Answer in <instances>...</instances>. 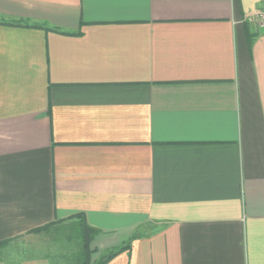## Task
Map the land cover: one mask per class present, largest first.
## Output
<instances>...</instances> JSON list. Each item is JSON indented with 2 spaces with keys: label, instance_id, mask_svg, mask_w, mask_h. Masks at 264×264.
I'll return each instance as SVG.
<instances>
[{
  "label": "crops",
  "instance_id": "0c3cea01",
  "mask_svg": "<svg viewBox=\"0 0 264 264\" xmlns=\"http://www.w3.org/2000/svg\"><path fill=\"white\" fill-rule=\"evenodd\" d=\"M260 10L0 0V264L79 217L97 255L132 238L107 264H264Z\"/></svg>",
  "mask_w": 264,
  "mask_h": 264
},
{
  "label": "rangeland",
  "instance_id": "374dc122",
  "mask_svg": "<svg viewBox=\"0 0 264 264\" xmlns=\"http://www.w3.org/2000/svg\"><path fill=\"white\" fill-rule=\"evenodd\" d=\"M80 222L69 220L58 224L47 233L36 235L38 243L42 244L51 254L52 264H80L81 255L78 250L81 248L80 241L76 238L80 232ZM95 252L93 259L98 258Z\"/></svg>",
  "mask_w": 264,
  "mask_h": 264
},
{
  "label": "trees",
  "instance_id": "16d2710c",
  "mask_svg": "<svg viewBox=\"0 0 264 264\" xmlns=\"http://www.w3.org/2000/svg\"><path fill=\"white\" fill-rule=\"evenodd\" d=\"M77 221L80 222V225H81L80 232L78 233L79 236L76 237L81 243L79 247L81 249L77 251L79 252L78 254L81 255L80 264H107L117 254H119L120 252L130 247V242L132 238L129 239L123 245H120L118 247H115L114 249L105 251L104 253H101L98 258L93 259L92 255L95 251L91 249V244H92V239L94 235L97 233V230L90 227L87 224L84 217H79ZM58 224H61V223H58V222L51 223L44 227H39L37 229H34L33 232L35 233H45L46 232L47 233L50 229H52L54 226ZM138 236L139 234H135L133 238L138 237ZM0 244H3V242H1Z\"/></svg>",
  "mask_w": 264,
  "mask_h": 264
},
{
  "label": "built area",
  "instance_id": "2783aa9c",
  "mask_svg": "<svg viewBox=\"0 0 264 264\" xmlns=\"http://www.w3.org/2000/svg\"><path fill=\"white\" fill-rule=\"evenodd\" d=\"M253 17L257 20L258 25L264 28V10L257 11L253 14Z\"/></svg>",
  "mask_w": 264,
  "mask_h": 264
}]
</instances>
